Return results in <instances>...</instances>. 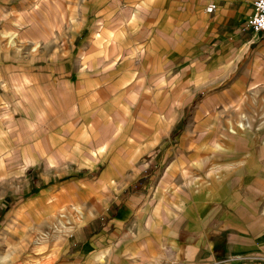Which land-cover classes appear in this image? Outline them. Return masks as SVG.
<instances>
[{
	"label": "crops",
	"instance_id": "0c3cea01",
	"mask_svg": "<svg viewBox=\"0 0 264 264\" xmlns=\"http://www.w3.org/2000/svg\"><path fill=\"white\" fill-rule=\"evenodd\" d=\"M254 1L0 0L19 44L0 63L7 212L33 236L80 204L92 218L66 250L84 264H264V126L231 109L264 84ZM168 84L190 121L166 150Z\"/></svg>",
	"mask_w": 264,
	"mask_h": 264
},
{
	"label": "rangeland",
	"instance_id": "374dc122",
	"mask_svg": "<svg viewBox=\"0 0 264 264\" xmlns=\"http://www.w3.org/2000/svg\"><path fill=\"white\" fill-rule=\"evenodd\" d=\"M18 46L17 37L6 34L4 38H1L0 63L12 62L16 58V55L8 53V51L16 49ZM3 49H5L6 53L2 52ZM8 72L12 73V71ZM177 72L178 69H175L173 73L171 71L166 72L165 76L168 78ZM238 73H241V71H230V78L228 80L235 79ZM167 80L172 79L168 78ZM258 84H260L259 80L251 85L253 89L245 101L241 100L231 107L232 112L238 115V117H234V120L237 121L234 123L235 125L264 126V84L258 88H254ZM217 86H210L209 89L219 88ZM172 89V84H168L165 87V124L166 128L171 129L174 127L171 137L166 139V150L175 140L180 130L188 125L190 121L187 116L182 118L181 121L179 120L180 118L176 117L179 113H183V107L187 102L174 101ZM183 94L185 95V92ZM184 97L182 96L181 99ZM137 104L140 105L142 113L151 107V103L147 101ZM196 104L197 101L191 103V107L187 109H194ZM140 110L136 111L135 108L132 110L135 135L138 132V126H136L138 118L136 116L140 115L138 114ZM176 121L177 123L175 124ZM137 168L140 167L138 166ZM155 172H157V169ZM5 186L4 191H7L10 186L8 187L7 183ZM2 191L0 188V194ZM25 198L28 200L27 196ZM19 199L16 197H6L0 200V264H84L81 258L77 259L76 256L72 255L75 252L74 248L72 249L74 252L67 251L66 245L68 246L74 240L77 230L86 225L92 216L88 215L80 204L73 203L70 204L72 206L66 205L52 215L46 221V224L44 223L41 226L40 222H38L35 235L32 236V222L29 221V216L25 211L20 212L18 215L16 211L13 213L7 212L14 209ZM43 220L45 221L44 217Z\"/></svg>",
	"mask_w": 264,
	"mask_h": 264
},
{
	"label": "built area",
	"instance_id": "2783aa9c",
	"mask_svg": "<svg viewBox=\"0 0 264 264\" xmlns=\"http://www.w3.org/2000/svg\"><path fill=\"white\" fill-rule=\"evenodd\" d=\"M215 9L214 4L206 7L208 13H212ZM252 31L256 34L264 35V0H255L253 4V13L248 19L243 32Z\"/></svg>",
	"mask_w": 264,
	"mask_h": 264
},
{
	"label": "bare ground",
	"instance_id": "6f19581e",
	"mask_svg": "<svg viewBox=\"0 0 264 264\" xmlns=\"http://www.w3.org/2000/svg\"><path fill=\"white\" fill-rule=\"evenodd\" d=\"M66 210H67V209H66ZM66 210H65V211H66ZM67 211H68V210H67ZM72 211L74 212V210H72ZM56 216H58V215H56ZM84 221H85V220H84ZM84 221H83V222H84ZM57 222H58V221H57ZM62 234H63V233H62ZM32 238H33V237H32ZM43 243H44V242H43ZM34 245H35V244H34ZM33 253H34V252H33ZM30 254H31V253H30ZM12 256H13V255H12ZM11 264H12V263H11Z\"/></svg>",
	"mask_w": 264,
	"mask_h": 264
}]
</instances>
